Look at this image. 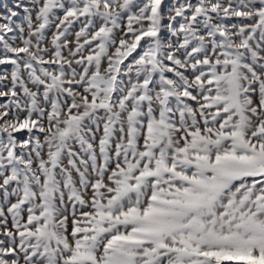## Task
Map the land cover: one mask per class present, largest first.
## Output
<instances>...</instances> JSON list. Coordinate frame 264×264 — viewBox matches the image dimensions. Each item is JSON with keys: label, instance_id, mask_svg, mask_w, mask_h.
Instances as JSON below:
<instances>
[{"label": "snow or ice", "instance_id": "6c2138e0", "mask_svg": "<svg viewBox=\"0 0 264 264\" xmlns=\"http://www.w3.org/2000/svg\"><path fill=\"white\" fill-rule=\"evenodd\" d=\"M0 264H264V0H0Z\"/></svg>", "mask_w": 264, "mask_h": 264}, {"label": "rangeland", "instance_id": "374dc122", "mask_svg": "<svg viewBox=\"0 0 264 264\" xmlns=\"http://www.w3.org/2000/svg\"><path fill=\"white\" fill-rule=\"evenodd\" d=\"M9 2H10V0H9Z\"/></svg>", "mask_w": 264, "mask_h": 264}]
</instances>
